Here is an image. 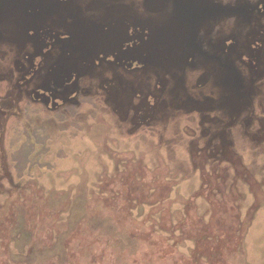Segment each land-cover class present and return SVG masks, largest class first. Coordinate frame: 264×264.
<instances>
[{
  "label": "rangeland",
  "instance_id": "1",
  "mask_svg": "<svg viewBox=\"0 0 264 264\" xmlns=\"http://www.w3.org/2000/svg\"><path fill=\"white\" fill-rule=\"evenodd\" d=\"M181 2L0 0V264H264V0Z\"/></svg>",
  "mask_w": 264,
  "mask_h": 264
},
{
  "label": "trees",
  "instance_id": "2",
  "mask_svg": "<svg viewBox=\"0 0 264 264\" xmlns=\"http://www.w3.org/2000/svg\"><path fill=\"white\" fill-rule=\"evenodd\" d=\"M173 5H174V7L176 6L175 9L177 11H179L183 15L184 22L188 25V27L190 29V33H191L190 41L192 42V45H190L189 48L194 49L195 51H197L198 47L193 43L196 40V38H197V30L196 29L194 30V25H196V24H194L195 23V19L192 17L193 14H191V11L187 7L185 8V6L181 2V0H175V4L173 3ZM21 162L24 163V164H21V165H22V167L24 165V168H25L27 163L25 161H21ZM20 169H22V168H20ZM22 171H23V169L19 170L20 173H22Z\"/></svg>",
  "mask_w": 264,
  "mask_h": 264
}]
</instances>
